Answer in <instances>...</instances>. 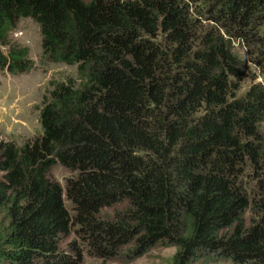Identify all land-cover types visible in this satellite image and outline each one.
Listing matches in <instances>:
<instances>
[{
    "label": "trees",
    "instance_id": "obj_1",
    "mask_svg": "<svg viewBox=\"0 0 264 264\" xmlns=\"http://www.w3.org/2000/svg\"><path fill=\"white\" fill-rule=\"evenodd\" d=\"M22 19L77 75L50 81L39 134L0 142V264L155 246L177 248L170 264H264V85L232 43L254 44L264 79V0H0L11 75L33 67L12 38Z\"/></svg>",
    "mask_w": 264,
    "mask_h": 264
},
{
    "label": "rangeland",
    "instance_id": "obj_2",
    "mask_svg": "<svg viewBox=\"0 0 264 264\" xmlns=\"http://www.w3.org/2000/svg\"><path fill=\"white\" fill-rule=\"evenodd\" d=\"M188 4L192 9L193 4ZM257 29L263 31L264 26L259 25ZM205 30L206 27L203 24V28L196 32V36L202 37ZM12 38L20 46L29 48L28 56L33 62V67L29 72L18 75H11L6 70H0V142H13L20 145L26 139L34 138L41 131L39 106L43 95L52 88L50 81H66L70 77L75 78L77 72L75 65L53 63L43 59L40 31L31 19H22L13 31ZM232 43L238 55L251 67L250 72L256 77L254 82H264L262 71L250 60L249 53L252 54L255 51L254 44L249 46L244 38H233ZM2 51L6 53L7 47L2 48ZM252 83L245 79L239 93L245 92ZM260 127L264 139V120ZM71 174L59 164L53 165L49 172V176L62 185ZM119 207L120 204L115 207H106L102 209V212L104 216H108ZM67 242L68 239H65L62 246L65 247ZM176 249L175 246H155L133 257L126 256L125 251H122L117 257L111 259L88 255L84 257L85 261L81 264H170ZM193 264L232 263L222 259H208L199 260Z\"/></svg>",
    "mask_w": 264,
    "mask_h": 264
},
{
    "label": "clouds",
    "instance_id": "obj_3",
    "mask_svg": "<svg viewBox=\"0 0 264 264\" xmlns=\"http://www.w3.org/2000/svg\"><path fill=\"white\" fill-rule=\"evenodd\" d=\"M33 21V20H32ZM35 22V21H34ZM36 23V22H35ZM37 24V23H36ZM37 26H38V24H37ZM38 28H39V26H38ZM261 84H263L264 85V82H261ZM41 127V126H40ZM62 185V184H61Z\"/></svg>",
    "mask_w": 264,
    "mask_h": 264
}]
</instances>
